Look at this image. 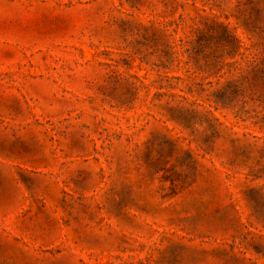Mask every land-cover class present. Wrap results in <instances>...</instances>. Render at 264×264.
I'll list each match as a JSON object with an SVG mask.
<instances>
[{
	"label": "rangeland",
	"instance_id": "obj_1",
	"mask_svg": "<svg viewBox=\"0 0 264 264\" xmlns=\"http://www.w3.org/2000/svg\"><path fill=\"white\" fill-rule=\"evenodd\" d=\"M0 264H264V0H0Z\"/></svg>",
	"mask_w": 264,
	"mask_h": 264
}]
</instances>
